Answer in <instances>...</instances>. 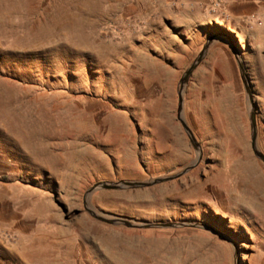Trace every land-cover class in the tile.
<instances>
[{
	"label": "rangeland",
	"instance_id": "rangeland-1",
	"mask_svg": "<svg viewBox=\"0 0 264 264\" xmlns=\"http://www.w3.org/2000/svg\"><path fill=\"white\" fill-rule=\"evenodd\" d=\"M213 37L183 95L201 161L89 201L111 217L210 230L94 219V185L166 178L197 160L178 93ZM233 49L264 154V0H0V264H264V214L209 190L199 204L182 198L184 183L238 170L245 155L264 176Z\"/></svg>",
	"mask_w": 264,
	"mask_h": 264
},
{
	"label": "water",
	"instance_id": "water-1",
	"mask_svg": "<svg viewBox=\"0 0 264 264\" xmlns=\"http://www.w3.org/2000/svg\"><path fill=\"white\" fill-rule=\"evenodd\" d=\"M215 41H216V37L210 38L207 41V43L204 45L203 50L201 51V53L199 54L197 59L193 62V64L190 66V68L185 71V73L183 74V76L180 80V90L178 93V95H179L178 120L182 124L184 130L186 131L193 148L197 152V160L195 162H193V164L191 166H189L188 168L183 170L181 173L174 175V176L166 177V178H157V179H154V180L149 181V182H137V181L125 182V181H123V182H119V183H99V184L94 185L92 188H90L86 192L85 197H84L85 209L94 219H96L100 222L109 224V225H114V226L123 225L129 229L152 230V229L198 228V229L210 230L205 225L197 224V223H191V222L150 223V222L135 221L129 217H122V216L111 217V216L99 214L98 212H96L94 210V208H92V206L90 205L89 201H90V196L97 190L147 189V188H151L153 186H157L160 184L172 182L176 179L182 178L184 175L189 173L201 161L202 151L200 149V146L197 143L192 131L187 126V124L184 121L183 116H182L183 103H184L183 95H184V89H185V86H186L188 80L192 76L194 70L204 60V58H205V56L209 50V47ZM233 51H234V53L236 55V59L239 63V67H240L241 74L243 77V81L245 84V89H246V92H247L249 100H250V106H251L250 107V125H251V147H252V151H253L255 157L259 161H261L264 165V154L258 149V146H257V138H258L257 112H256L255 104H254V101L252 98L250 83L247 80L244 65H243V62L240 58V55L238 54V52L235 49H233ZM102 215H104V216H102ZM227 239H228V237H227ZM228 241L230 242V244H232V246H235L234 242H232L230 240H228ZM234 249L236 250V248H234Z\"/></svg>",
	"mask_w": 264,
	"mask_h": 264
},
{
	"label": "bare ground",
	"instance_id": "bare-ground-1",
	"mask_svg": "<svg viewBox=\"0 0 264 264\" xmlns=\"http://www.w3.org/2000/svg\"><path fill=\"white\" fill-rule=\"evenodd\" d=\"M230 126L234 128L238 140H242L243 127L241 124L233 121ZM245 158L244 162L241 161L239 163L238 170L235 168H228L230 170H212L207 175V180L204 183H199L198 177L195 176L190 184H183L184 194L182 198L199 204L209 200V197L213 195L210 196L207 193V190H209L213 193H218L224 199L223 203L228 208L230 206L229 201H231V204L232 202H236V204L241 202L249 211L264 214V176L263 174L260 175L257 170H254V166L250 165L252 161L249 159L251 157L249 158L248 155H245ZM195 171L193 175L196 174Z\"/></svg>",
	"mask_w": 264,
	"mask_h": 264
},
{
	"label": "crops",
	"instance_id": "crops-1",
	"mask_svg": "<svg viewBox=\"0 0 264 264\" xmlns=\"http://www.w3.org/2000/svg\"><path fill=\"white\" fill-rule=\"evenodd\" d=\"M263 23V22H262ZM263 25V24H262ZM253 66H255L256 64L253 62V64H252ZM257 70H259L258 68H257Z\"/></svg>",
	"mask_w": 264,
	"mask_h": 264
}]
</instances>
